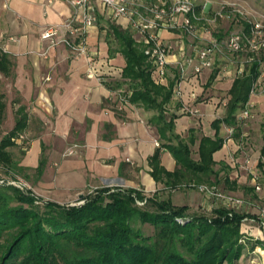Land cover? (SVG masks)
Here are the masks:
<instances>
[{"label": "crops", "instance_id": "0c3cea01", "mask_svg": "<svg viewBox=\"0 0 264 264\" xmlns=\"http://www.w3.org/2000/svg\"><path fill=\"white\" fill-rule=\"evenodd\" d=\"M95 5L99 21L88 29L87 52L76 54L62 42L50 44L40 37L49 26L58 28L59 37L65 35L64 23L74 11L65 0H0V48L13 63L9 74L0 71V129H6L0 140L12 130H17L11 138L12 146L29 138L17 164L36 171L34 185L61 204L73 203L92 187L133 188L147 196L165 193L167 186L150 173V158L156 150L162 167L168 171L176 167L172 153L160 146L164 140L151 120L156 113L117 100L116 88L125 61L101 32L107 18L125 30L130 29L129 21L126 17L111 18L101 4ZM159 34L166 42L178 45L173 32L161 29ZM170 58L174 60L175 56ZM170 66L175 67L174 63ZM202 73L193 75L188 70L181 81L182 97L172 93L166 104L165 113L175 116L172 132L187 141L189 128L200 136L214 137L210 123L225 113L223 102L219 103V84L225 82L215 75L208 83L212 72ZM233 78L223 86L227 98ZM172 79L173 74L161 84ZM201 94L202 99L196 100ZM200 136L192 143L196 150ZM228 144L229 139L224 138L222 147L212 154L215 161L225 160ZM12 146L7 150L13 161ZM69 146H75V153L64 156ZM253 175L230 166L229 176L237 186L228 191L247 192L255 183ZM201 196L200 192L188 194L184 205L190 209L203 204L197 200ZM252 205L251 213L257 215L259 210ZM253 222L259 228L258 219ZM256 240L264 242V235ZM251 251L253 263L264 264V247L254 245Z\"/></svg>", "mask_w": 264, "mask_h": 264}, {"label": "trees", "instance_id": "16d2710c", "mask_svg": "<svg viewBox=\"0 0 264 264\" xmlns=\"http://www.w3.org/2000/svg\"><path fill=\"white\" fill-rule=\"evenodd\" d=\"M111 27L119 42L118 51L125 61L120 71L122 82L128 79L131 85L134 84L128 101L157 110L151 120L160 138L163 139L165 130L170 132L169 141L160 146L172 153L176 167L173 171L162 167L156 150L150 158L153 178L174 190L186 180L209 181L211 174L219 182L217 172L225 170L224 185L235 189L237 183L229 176V165L215 161L212 154L224 143L221 124L239 132L236 112L249 101L260 75L264 52L253 56L241 73L234 76L225 113L210 123L215 131L214 137L202 135L199 138L196 160L190 156L189 146L196 137L194 128L188 130V141L180 139L174 145L170 139L179 138L172 132L175 116L165 113L174 80L166 85L155 83L142 44L127 30ZM12 65V60L0 48V71L7 75ZM215 75L216 71L211 73L208 83ZM261 126L262 145L256 167L264 179V121ZM16 131L8 132L0 140V163L8 167L15 166L7 147L14 145L11 138ZM217 163L220 166L215 170L213 166ZM36 198L12 186L0 187V238L12 235L6 237L0 264H221L241 255L239 225L246 214L234 212L229 216L225 208H215L219 214L215 218L190 216L187 205H173L170 199L159 198L156 193L147 196L137 189L110 186L97 188L93 195L84 194L81 205L47 201L39 210L34 204ZM12 200L19 203L13 205ZM136 200H145L144 205H151L154 209L141 208L136 205ZM179 218L186 219V223L179 224ZM136 220L150 223L154 234L144 235L139 228H134L132 223ZM256 243L264 247V242L258 240Z\"/></svg>", "mask_w": 264, "mask_h": 264}, {"label": "rangeland", "instance_id": "374dc122", "mask_svg": "<svg viewBox=\"0 0 264 264\" xmlns=\"http://www.w3.org/2000/svg\"><path fill=\"white\" fill-rule=\"evenodd\" d=\"M137 2L140 4V9L145 11L146 6L157 1L138 0ZM195 7L196 17L192 20V33L185 32L182 30V28H172L168 31L176 34L175 39L178 40V45L173 44V46L175 47V53L178 51L180 47L179 45H183L186 53H190L193 51V48L195 46H202L211 41H219L218 44H220V46L214 53L212 65L209 68H206V70L204 69L205 71L204 73H202V75L205 76L208 72L210 73L216 71L218 80L220 82H225L223 84H219V92L221 97L219 99V103L221 104L223 102L221 106L225 107L227 93L225 92V88L223 86H226V84H228L234 76L240 74L246 64L250 63L253 56H260L264 52V46L261 45L264 41V0H197ZM98 21L95 24H97ZM113 22L114 21H112L110 18L105 19V26H103L105 31L101 32V36L105 37L106 41L114 50H118L119 42L112 33L111 26H115ZM254 22H259L261 28L255 29L253 25ZM128 27H130V29H127V31L135 40L137 38H140V34L137 33V31L133 29L130 24ZM234 33H238L241 35L245 34L247 36V39L249 41H252V43H247V40H244L243 48L241 50H229L226 46V42L229 36ZM251 44H253L254 46H252ZM171 73H176L175 67H171L168 77H172ZM154 82L159 83L156 81ZM132 86H134V84L131 85L128 79L125 82H122V79H120V83L116 88L117 100L128 101V97L132 93ZM202 95L203 94L198 95L196 100H201L202 98H200V96ZM250 95V105L245 106L244 108H240L237 111V122L240 127L239 132L236 133L237 131L235 129H231L230 126L221 124V134L226 140L229 139V144L226 145V151L223 155L226 164H228L229 167L231 166V169H236L237 171L245 170L248 171L249 174H256L258 176V178L255 180L256 182L254 183V185H250V189L247 192H244L242 190H240L242 193L228 191L229 188L224 185L223 181V177L226 174L225 170L217 172V176L220 179L219 182L215 181L216 179L213 174H211L209 181H201V183L215 184L218 188L224 190L226 193L242 198L244 200V204L239 208L234 209L235 211H233V213L236 212L246 214V216L248 217L255 215V213H251V207L253 206V203L256 204V207L259 211L264 207V179L262 172L256 167V162L260 154V147L262 145L263 128L261 124L264 121V61L260 64V75L257 78L254 89ZM136 105L146 110H150L142 106L141 104ZM244 109H248L247 116L241 115ZM152 110L157 113L156 109ZM166 115L169 116L170 114ZM158 121L159 123L161 122L160 120ZM154 122H156V120ZM5 132L6 129H0V136H2ZM164 133L165 134L162 140L169 141L168 139L170 132L168 130H165ZM195 134L196 137L200 136L199 133ZM170 139L172 144L175 145L182 138L172 137ZM28 141L29 138L24 137L22 138V141L16 146L10 147V152L13 155V164L17 168L15 166L8 167L0 163V177L20 178L25 181V188L20 189L13 185L1 184L0 187L12 186L18 188L24 194L35 195L37 198L35 199L34 204L39 210H42L44 208V203L52 200H50L48 196L42 194L41 191L34 185L37 178V172L31 170L28 167L22 168L17 164L18 160H20L22 157L24 149L28 145ZM189 146L191 148L190 156L193 159L197 160V150L195 149V147H193V144H189ZM69 149H72L71 153L68 152ZM75 149V146H69L65 149L63 155H72L75 153ZM219 166L220 165L215 164L213 168L215 170H218ZM249 179L251 178L249 177ZM197 183L198 182L193 179L186 180L179 185V188L174 190L167 189L165 193L160 194L161 196L159 194L157 195L159 198H164L167 200L170 199L173 205L181 206L184 205V203H186L190 198L188 197V194L200 192L202 196L198 197L197 200L200 203L203 202V204H199L197 205V207H191L193 209H187L188 215H204L208 219L219 217V214L215 212L214 209H227L224 202L219 199L209 198L205 196L201 191H199L196 187L191 186L192 184L196 185ZM256 183L260 186V189L258 190L255 189ZM97 188L100 187L88 188L87 190H85L81 197L75 198L74 202L69 204L81 205L84 202V199L82 198L84 194L93 195L96 192ZM255 198H257L256 202L255 200H253ZM192 199H195V196H192ZM204 201L207 203L205 204ZM18 203L19 202H17L16 200H12L11 202V204L13 205ZM136 205L141 208H148L149 210L154 209V207L151 205H140L137 203ZM177 221L179 224L186 223V219L183 218H179ZM253 223L254 222L250 220H241L239 225V242L242 244L241 255L234 260H224L221 264H258L253 263V259L251 257V255H253V252L251 250L253 249L254 245H258L256 243L258 241L256 240V237L259 235H264V228L260 226L259 228H257ZM132 224L134 228H139L144 235H153L155 232L154 227L150 223H142L136 220ZM7 235L12 236L11 234ZM7 235L0 238V255L4 249V245L7 243L6 237H9ZM253 238L255 240H253ZM178 249L184 252L181 247H178Z\"/></svg>", "mask_w": 264, "mask_h": 264}, {"label": "built area", "instance_id": "2783aa9c", "mask_svg": "<svg viewBox=\"0 0 264 264\" xmlns=\"http://www.w3.org/2000/svg\"><path fill=\"white\" fill-rule=\"evenodd\" d=\"M65 1L74 10L64 23L65 35L59 37L58 28L49 26L41 32V39L49 40L50 44L62 42L68 45L73 53L86 54L88 29L98 21L95 5L97 2L108 11L111 18L126 17L132 28L140 34V38H137L136 41L142 44L143 53L151 63V74L154 81L164 82L170 73V65L174 63L176 73L173 74L172 93L176 97L181 98L183 95L181 81L186 77L188 70H191L193 75H199L204 69L209 68L213 62L214 53L220 46L219 41H211L202 46H195L192 52L186 53L183 45H179L180 47L175 53L173 44L166 42L160 36L161 29L182 28L183 31L192 33V20L196 17L197 0H156L157 2L146 6L145 11L140 9L138 0ZM253 25L255 29L261 28L259 22H254ZM244 40H247V43H252L245 34L234 33L229 36L226 46L229 50L239 51L243 48ZM261 45L264 46V41ZM171 56H175V59L171 60ZM192 96L195 98L194 94ZM248 105H250L249 101L246 103V106ZM184 110L190 109L184 108ZM247 114L248 109H244L241 115L247 116ZM156 144L158 143L156 142ZM68 152L71 153L72 149H69ZM253 178L256 180L258 176L254 174ZM0 184L13 185L20 189H24L26 186L24 180L16 177H0ZM191 186L196 187L209 198L223 201L228 215L244 204L242 198L226 193L215 184L198 183ZM255 189H260L257 183ZM144 202L145 200H136V203L140 205ZM257 219L259 226L264 228V207L258 212L257 218L254 216L243 218L247 221Z\"/></svg>", "mask_w": 264, "mask_h": 264}, {"label": "water", "instance_id": "95a60500", "mask_svg": "<svg viewBox=\"0 0 264 264\" xmlns=\"http://www.w3.org/2000/svg\"><path fill=\"white\" fill-rule=\"evenodd\" d=\"M81 197V196H80Z\"/></svg>", "mask_w": 264, "mask_h": 264}]
</instances>
